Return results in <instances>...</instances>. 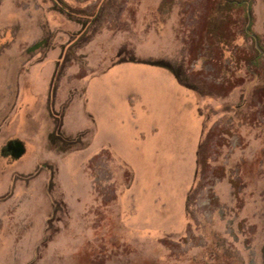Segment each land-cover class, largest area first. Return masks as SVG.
<instances>
[{
    "label": "rangeland",
    "instance_id": "1",
    "mask_svg": "<svg viewBox=\"0 0 264 264\" xmlns=\"http://www.w3.org/2000/svg\"><path fill=\"white\" fill-rule=\"evenodd\" d=\"M0 264H264V0H0Z\"/></svg>",
    "mask_w": 264,
    "mask_h": 264
},
{
    "label": "crops",
    "instance_id": "2",
    "mask_svg": "<svg viewBox=\"0 0 264 264\" xmlns=\"http://www.w3.org/2000/svg\"><path fill=\"white\" fill-rule=\"evenodd\" d=\"M146 103H149V102H146ZM127 107H128V105H127ZM116 109L117 108L115 107L114 104H112L110 102H105L104 100H102V101L100 100V127H102L103 131H105L104 134H112L113 133L111 130H112L113 126L116 124L115 123L116 120L118 119L116 117V115L114 114ZM181 111L182 112L184 111L183 108L181 109ZM105 112H107L109 114L105 115ZM176 114H179L178 110L176 111ZM179 115L177 117L175 116L173 119V123H174L175 128H176V131H174V134H184V132H182L181 130L184 126L185 118H184V116H179ZM181 115H183V114H181ZM143 117L144 118L132 117L131 118V125L134 126V128H138L139 125H141L143 122H146V119H147L146 114H144ZM110 127H111V129H110ZM179 128H181V130H179ZM109 129H110V133H108V131H107ZM168 131H169V128L167 129V132ZM142 134H146V133L142 132ZM191 134H196V133L192 132ZM11 142H17V144H18L17 148L19 147L18 141H11ZM8 143H10V142H8ZM14 152H12L11 155H13Z\"/></svg>",
    "mask_w": 264,
    "mask_h": 264
},
{
    "label": "flooded vegetation",
    "instance_id": "3",
    "mask_svg": "<svg viewBox=\"0 0 264 264\" xmlns=\"http://www.w3.org/2000/svg\"><path fill=\"white\" fill-rule=\"evenodd\" d=\"M17 146H18L17 142H10L5 147V150L9 153H12L16 150Z\"/></svg>",
    "mask_w": 264,
    "mask_h": 264
},
{
    "label": "water",
    "instance_id": "4",
    "mask_svg": "<svg viewBox=\"0 0 264 264\" xmlns=\"http://www.w3.org/2000/svg\"><path fill=\"white\" fill-rule=\"evenodd\" d=\"M23 153V148H22V144L19 143V147L15 150V152L13 153V155H15L16 157L20 156Z\"/></svg>",
    "mask_w": 264,
    "mask_h": 264
},
{
    "label": "trees",
    "instance_id": "5",
    "mask_svg": "<svg viewBox=\"0 0 264 264\" xmlns=\"http://www.w3.org/2000/svg\"><path fill=\"white\" fill-rule=\"evenodd\" d=\"M255 49V48H254ZM256 50V49H255ZM257 51V50H256ZM256 54H259V52H257Z\"/></svg>",
    "mask_w": 264,
    "mask_h": 264
}]
</instances>
